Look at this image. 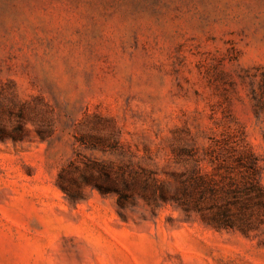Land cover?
Returning a JSON list of instances; mask_svg holds the SVG:
<instances>
[{"label":"rangeland","instance_id":"1","mask_svg":"<svg viewBox=\"0 0 264 264\" xmlns=\"http://www.w3.org/2000/svg\"><path fill=\"white\" fill-rule=\"evenodd\" d=\"M0 264H264V0H0Z\"/></svg>","mask_w":264,"mask_h":264},{"label":"trees","instance_id":"2","mask_svg":"<svg viewBox=\"0 0 264 264\" xmlns=\"http://www.w3.org/2000/svg\"><path fill=\"white\" fill-rule=\"evenodd\" d=\"M99 189L101 188V187H98ZM101 190V189H100Z\"/></svg>","mask_w":264,"mask_h":264}]
</instances>
